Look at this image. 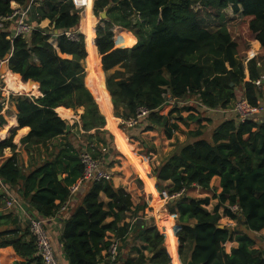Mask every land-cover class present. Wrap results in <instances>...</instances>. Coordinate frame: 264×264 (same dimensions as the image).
<instances>
[{
	"label": "trees",
	"instance_id": "obj_1",
	"mask_svg": "<svg viewBox=\"0 0 264 264\" xmlns=\"http://www.w3.org/2000/svg\"><path fill=\"white\" fill-rule=\"evenodd\" d=\"M30 1L0 0V20L14 12L13 3L27 7ZM35 3L39 5L35 10L38 12L35 31L9 39V27L5 25L0 30V61L11 52L12 77L5 78L6 82L15 81L23 93L33 95L35 86L23 83L16 74L25 81L33 79L40 83L39 97L10 96L17 113L7 111V114L17 119L19 129L29 131L22 141L26 150L38 153L43 147L48 157L29 173L17 154L0 165V181L19 193L22 203L29 207L28 214L34 217L51 219L69 200V188L84 172L79 158L82 150L87 149L105 165L113 164L114 137L107 130V125L112 129L117 123L113 106L115 117L124 121L136 117L140 108L150 111L137 127L128 129L121 125L126 132L137 129L145 132L157 126L164 127L168 138H172L176 129L169 120L179 113L174 107L168 115L163 114L168 93L177 100L195 95L207 110H217L230 108L238 99V88L242 87L249 104L256 110L261 107L264 84H256L261 78L257 60L249 61V81H245L238 43L223 22L239 17L238 39L242 44L258 41L261 45L258 58L263 59L264 0H95L94 9L93 0H34ZM229 8L233 16L227 14ZM106 9L108 20L102 21L104 25H98L95 31V26L91 28L96 23L95 16L100 17ZM205 17H213L220 24L207 28L202 25ZM45 21L48 25L41 27ZM79 25L84 35L78 31ZM114 27L132 32L136 39L120 32L116 35ZM66 32L76 33L75 38L68 37ZM92 50L98 51L100 66L106 74V86L104 82L100 84L102 93L97 95L98 101L85 82L84 62ZM34 59L40 64L35 65ZM59 107L83 109L80 115L83 143L79 142L77 147L69 141L71 134L65 135L66 121L56 112ZM203 107L196 109L205 110ZM262 117L256 112L254 118L245 122L237 117L225 120L213 130L211 140L201 129L191 131L190 142L154 169L158 189L169 195L195 186L209 191L212 178L221 179L222 192L212 198H192L186 193L168 204L170 213L177 215L183 264L189 258L194 264H264L263 256L253 249L257 242L254 236L247 233L235 236L236 230L217 227L222 219L219 209L224 207V215L236 220L248 233L255 235L264 230ZM3 124L5 120L0 116V125ZM60 137L66 142L52 146ZM130 145L124 135L122 150L130 153ZM8 148L16 149L13 135L0 142V156ZM50 148L54 153L58 151L57 155H49ZM137 170L145 183L151 180L144 176L142 164ZM63 174L67 176L60 180ZM168 181L173 183L171 187L166 184ZM146 190L157 196L155 186H146ZM211 199L218 200L213 213L207 209ZM155 202L158 207L159 201ZM235 205L239 207L237 214L229 208ZM146 209L145 203L134 206L131 195L116 188L113 181L89 183L81 205L65 223L62 243L68 263L109 264L110 233L119 243L117 260L112 264H180L174 221L163 214L159 222L167 236L171 262L165 236L154 218L147 217ZM127 217L129 222L125 221ZM0 237H6L0 247L12 246L25 260L15 264L33 261L43 264L36 257L30 228H21L16 213L0 216ZM232 240L238 247L227 254L224 245Z\"/></svg>",
	"mask_w": 264,
	"mask_h": 264
},
{
	"label": "crops",
	"instance_id": "obj_2",
	"mask_svg": "<svg viewBox=\"0 0 264 264\" xmlns=\"http://www.w3.org/2000/svg\"><path fill=\"white\" fill-rule=\"evenodd\" d=\"M38 4H33L30 8V11L27 16V22L32 24L33 26L38 27L36 20H37V14L35 10L38 8ZM17 6V4L15 5ZM22 7V6H20ZM26 8V7H22ZM93 10V9H92ZM93 12V11H92ZM227 14L229 16H233V11L231 8H229L227 11ZM94 14V13H93ZM237 21L235 25L239 23L240 18L234 17ZM234 21V19H232ZM81 21V19H80ZM231 22V21H230ZM229 22V19L224 20L223 24L227 25L230 28L231 23ZM48 21H45L41 27L46 28L48 25ZM220 24V21L214 19L213 17H205L202 20V25L205 27L215 28ZM7 26L9 27V33L10 37L13 38L15 35V30L17 26L16 20H12L8 22ZM231 30V28H230ZM236 37H234V40L238 43V57L240 50L242 51V54L244 55V58H240L244 62L245 66V75L246 79L245 81H249V71H248V63H249V56L253 54H259V51L261 49V45L258 41L253 40L250 43L242 44L240 40L238 39V30L235 32ZM237 38V39H235ZM56 46V44H55ZM98 56V62L97 66H100L99 62V53L98 51L95 52ZM89 55L87 56L86 61L88 60ZM251 61V60H250ZM3 63V61H2ZM33 63L35 65H39L40 62L38 59H34ZM2 65V64H1ZM86 67V65H85ZM101 67V66H100ZM258 67V66H257ZM10 70V69H9ZM258 70L262 74L263 70L261 67H258ZM11 71V70H10ZM88 70L86 69V77L88 75ZM104 72V71H103ZM105 74V72H104ZM103 76V75H102ZM7 78V77H6ZM86 80V79H85ZM105 81H106V74H105ZM87 85V83H86ZM106 86V83L104 84ZM7 87L17 93H23V89L19 84L15 81H8ZM89 90L92 92V89L90 86L87 85ZM36 89L37 97L41 96L40 90L38 88ZM107 89V88H106ZM263 95L261 99V107L259 108L258 113L263 116L264 119V88L262 89ZM238 98L244 97V91L242 87L238 88L237 90ZM111 97V96H110ZM112 101V100H111ZM184 101V100H183ZM187 101V102H186ZM186 104L181 103V101H178L177 104L174 106L175 108L179 109L178 116L174 114L171 116V120H169V124L176 125V129L173 131L172 138H168L166 136L164 127H154V129L142 132L141 129H137L134 132L129 131L132 135H127L121 128H120V119H116L118 123V128H110L107 130L108 132L114 137V140L116 142L118 150L125 155H120L121 160V166L119 162H114L111 164V169L116 172L113 183L116 188H123L128 194L132 197V202L134 203V206H137L140 203H145L147 206L146 214L147 217L154 218V221L156 225L158 226V221L162 220L161 217V211L163 210L165 214L169 218H171L174 221L173 225V234L177 240V251H178V260L180 264H183L182 259L179 254V240L177 237V233L180 230V228L177 226V215L171 214L168 212L167 206L162 202L161 196H160V190L158 189V180L155 179L154 175V169L158 166H160L168 157H170L172 154L176 153L182 146L190 142V139L188 137V133L191 131H198L202 130L203 132L208 133V139L211 140L213 130L218 127L223 121L235 118L236 114L233 110V105L230 108L227 109H217V110H207V108L203 107L201 103L198 101L197 97L195 95L190 96L187 100H185ZM100 106V105H99ZM174 107L167 106V104H164L163 114L168 115V112L173 109ZM199 107H203L205 110H197ZM197 108V109H196ZM200 109V108H199ZM59 110H65V113H60ZM7 111H11L12 113H17V109L14 103L10 101L9 96L7 95V92L0 90V116L4 118L5 124L0 125V142H4L6 139L10 138L13 135V143L16 145L15 151L11 149H5L2 152V155L0 156V165L9 157L13 156L14 154H17L19 156L20 164L23 166L26 173H29L31 169H33L35 166H40L43 162L46 161L48 154L46 153V149L41 147L40 151L38 150V153H30L28 150H26L25 145L22 143L23 139L28 135L27 129H19L18 128V122L17 119L13 116H10L7 114ZM57 114L66 122L69 121L71 123V130H70V136L69 141L74 143L75 146L78 145L79 142L83 143L82 138V130L81 128V118L76 117L74 110L67 109L65 107H59V109H56ZM113 116L115 117V109L113 106ZM14 118V120H13ZM78 124L79 127H76L75 125ZM68 133V134H69ZM65 134V135H68ZM84 134V133H83ZM124 135L127 136L129 140L130 145V153L124 149L122 150V141L124 138ZM135 136V138H131ZM136 136H139L137 138ZM248 137H246L247 139ZM67 139H63L60 137L58 140L52 142V146L58 147L60 144H64ZM77 147V146H76ZM133 147V149L131 148ZM140 147L143 149V154L138 155V151L140 150ZM49 155L53 154L52 148L49 150ZM58 153V151H57ZM57 153H54L57 155ZM116 152L115 155L116 156ZM130 157V159H129ZM115 158V157H113ZM139 158L143 167V174L147 178L154 179L155 181V189L157 192V196H153L152 194H149L146 190V183L142 175L139 173V171L136 169V167L131 163L132 160ZM108 163V162H107ZM107 165V164H106ZM67 174L61 175L62 179L66 178ZM169 187L173 185L171 181H168L166 183ZM6 191V192H5ZM88 191V185L83 190V192L76 198L72 199L67 202V209L65 211H62L61 213H58L55 217L51 218L49 222L46 223L45 229L47 233L49 234L50 238L53 241L55 251L57 258L60 262V264H69L66 259L65 249L62 243V236L63 231L65 227L66 221L73 215L75 210L79 205H81L83 197ZM222 192L221 188V179L218 176H215L212 178L211 181V189L209 191L201 190L197 186L187 190V195L192 198H204V197H213L214 195H218ZM6 193L18 201H21L19 193L15 189H11L9 186L5 185L3 182L0 181V213H9L14 212L18 215L20 220V226L22 229H25V227L30 226L31 220L34 218L33 215L28 214L24 209L22 210H8L5 208V205L3 203V198L6 195ZM160 201L162 203L161 209L157 210L155 209L154 205H156L155 201ZM218 205L217 199H211L210 205L207 206V209L210 212H214L216 206ZM219 213L222 217L220 220V224L224 225V228L227 227L231 230L235 231V236L241 233H247L251 236H254L257 239V242L255 246L253 247L254 250L258 252V254L262 255L264 258V230H262L260 233L257 234H251L246 231V229L239 225V223L236 220H233L226 215H224V207H220ZM36 215L35 213H33ZM112 219H109L108 221H111ZM126 222H129V218L127 217ZM159 227V226H158ZM5 229V228H2ZM161 230V229H160ZM165 236V246L167 248V236L165 232H163ZM108 240H111L114 237L113 234H108ZM6 240V237H0V244ZM225 252L227 254H230L231 251L238 247V244L235 240L227 242L225 245ZM168 251V248H167ZM169 254V251H168ZM133 257H135L134 253L132 254ZM170 256V254H169ZM36 257L37 254H36ZM171 260L172 257L170 256ZM25 261L21 257H19L16 252L14 251L12 246H6L0 247V264H15L16 262ZM31 264H36L34 261Z\"/></svg>",
	"mask_w": 264,
	"mask_h": 264
},
{
	"label": "built area",
	"instance_id": "obj_3",
	"mask_svg": "<svg viewBox=\"0 0 264 264\" xmlns=\"http://www.w3.org/2000/svg\"><path fill=\"white\" fill-rule=\"evenodd\" d=\"M34 4V0H31L26 8L15 7V3L12 4V8L14 12L7 17H4L0 20V30L5 27V25L8 24V22L12 20H16L17 26L15 30V35L13 38H16L20 35H29L33 31L36 30V26H33L32 24L27 22V16L30 11V8ZM79 31V29H78ZM68 37L75 38L76 33L66 32L65 33ZM9 39H13L12 37H8ZM53 43V39L51 40ZM256 59L257 60V66L261 67L263 72L261 74L260 80L256 82L258 86L262 84V81H264V58L259 59L257 54H253L249 56V60ZM2 64V61H0V66ZM1 91H5L3 89H0ZM6 92V91H5ZM7 95L9 96H15L16 94H11L7 92ZM30 96V95H28ZM167 106L174 107L178 101H181V103L186 104L185 100H177L171 96L170 93L165 95ZM233 110L236 114L237 119L240 122H245L246 120H250L254 118V115L259 110L254 109L249 102L244 98L237 99ZM150 114V111L146 108H140L138 110V113L136 117L130 118L129 120H120V125H124L126 128L131 129L134 127H137L140 125L142 119L147 117ZM80 161L81 164L84 167V172L81 178L77 180L75 184H73L69 190H70V197L69 200L76 199L86 188V186L91 182H100V181H113V174L108 170L107 165L104 164L103 161L96 160L93 158L90 152L87 151V149H84L80 152ZM198 188V187H197ZM6 192V191H5ZM187 191L183 189L180 193L169 195L166 190L160 192V196L162 199V202L167 205L172 200H175L176 198L180 197L181 195L186 194ZM67 201V202H68ZM67 202L61 206V209L59 213L62 211H65L67 209ZM3 203L5 205V208L8 210H22V203L18 201L17 199H14L10 197L7 193L3 198ZM230 210L237 214L239 211V207L237 205L229 207ZM50 219H44L42 217H35L30 222V232L35 238V244L37 248V256L41 258L43 264H60L55 247L53 244L52 239L50 238L49 234L47 233L45 229V225L47 222H49ZM135 221V219H134ZM111 245L108 250L109 256L108 260L110 261L109 264L115 263L118 257V248L119 243L118 241L113 238L111 239Z\"/></svg>",
	"mask_w": 264,
	"mask_h": 264
},
{
	"label": "rangeland",
	"instance_id": "obj_4",
	"mask_svg": "<svg viewBox=\"0 0 264 264\" xmlns=\"http://www.w3.org/2000/svg\"><path fill=\"white\" fill-rule=\"evenodd\" d=\"M83 1V0H82ZM94 2H95V0H93V6H92V8L94 9ZM82 9H83V7H82ZM93 11V10H92ZM84 12V9H83V11L81 12V14H80V18H81V15H82V13ZM93 13H94V11H93ZM95 16V15H94ZM95 18H96V20H97V23L95 24L96 26H95V31H96V28H97V26L98 25H104V22H102V20H100V17L98 16H95ZM133 19V21L135 22L136 21V18L134 17V18H132ZM236 18H234V21L232 20V19H229V22L231 23V25H230V28H231V33H232V36L233 37H236V35H235V32H237V30H238V25H239V23H238V25L236 24L235 25V23L237 22L236 20H235ZM239 22H240V20H239ZM79 32H80V25H79ZM113 30H114V32L116 33V35H117V33L118 32H120V33H124V34H126V35H128V36H130V38H132V39H136V37L132 34V32H130V31H128V30H121V29H119L118 27H114L113 28ZM81 33V32H80ZM116 37V36H115ZM235 39H237V38H235ZM85 41H86V39H85ZM242 51L243 50H240V52H239V57L240 58H244V55L242 54ZM90 53H89V57H88V60L86 61V63L84 62V65H86V69L89 71L88 72V75H87V77H86V83H87V85L88 86H90V88L92 89V91L95 93V99H96V101H98V99H97V95H99V93H102V91H101V85L100 84H103V82L105 83V74H104V72H103V69L99 66V68H100V70L98 69V67L96 66L97 64H98V62H96L97 60H98V56H97V54L95 53V52H97V50H92V51H89ZM245 62V61H244ZM1 67V66H0ZM90 69H95V72H93L92 73V70H90ZM103 75V76H102ZM0 89H3V90H5L6 92H8V93H13V94H16V95H30V96H32V97H37L38 95H33L32 93H29V94H27V93H17V92H14V91H12V90H10L8 87H7V82H6V80H5V77L3 78V79H1L0 80ZM240 98H238V100H239ZM110 100H111V98H110ZM98 103V102H97ZM235 104V103H234ZM234 104H233V106H234ZM99 105V104H98ZM99 109H100V111H101V113L103 114V115H105L104 113H103V111H102V109H101V107L99 106ZM74 113H75V115H76V117H80V115L83 113V109H79V110H77V111H74ZM106 117V116H105ZM115 119H117L118 120V118H116V117H114ZM107 119V118H106ZM120 124V123H119ZM127 135H132L131 133H128V132H126L125 131V129L123 128V127H120ZM132 138V137H131ZM132 148V147H131ZM114 149H115V151H116V156H114L113 155V157H115V158H112V160L111 161H114V162H119V164H120V166H121V162H123V160H121V158H120V156H118V154H120V155H122L121 154V152L118 150V148H117V145H116V142H115V140H114ZM133 149V148H132ZM105 151V150H104ZM141 153L143 154V149H142V147H140V150L138 151V155H141ZM136 160H137V163H135V162H133L132 164L133 165H135L136 166V168L137 169H139V168H141V161H140V159L139 158H136ZM108 163H110V161H108ZM137 166H140V167H137ZM107 168H108V170H110V172H112V174H113V178H114V176H115V174H116V172H114L112 169H111V166L110 165H108L107 164ZM161 205H162V203H161ZM165 206H167V208H168V204L167 205H165ZM154 207H155V205H154ZM155 209H156V211L158 210V207H155ZM168 212L170 213V211L168 210ZM160 220L158 221V228H159V230L163 233V230H162V228L160 227ZM178 226V225H177ZM179 227V226H178ZM171 262H172V260H171ZM184 264H186V263H184Z\"/></svg>",
	"mask_w": 264,
	"mask_h": 264
},
{
	"label": "water",
	"instance_id": "obj_5",
	"mask_svg": "<svg viewBox=\"0 0 264 264\" xmlns=\"http://www.w3.org/2000/svg\"><path fill=\"white\" fill-rule=\"evenodd\" d=\"M107 13H108V9H106L104 12H102L101 15H100V20H102V21L108 20V14ZM55 34L58 35V31H55ZM10 57H11V52L6 55L5 60L3 61L2 65L0 67V80L4 78L5 71L9 70V59H10ZM16 75H19L21 77V80H22L23 83H29V84H31L33 86L38 87V89L40 88V83L39 82H37V81H35L33 79H29V80L25 81L24 78L20 74H16ZM262 83L264 84V81H262ZM70 130H71V123L69 121H67L66 122L65 134H68L70 132ZM59 179L60 180L62 179L61 175L59 176ZM155 179L157 180V177H155ZM171 202H173V200ZM22 209H24L26 212L29 211V207L25 203H22ZM1 215L2 214L0 213V216ZM217 227L219 229H224V225H222V224H219ZM186 264H194L192 258H189L187 260Z\"/></svg>",
	"mask_w": 264,
	"mask_h": 264
},
{
	"label": "bare ground",
	"instance_id": "obj_6",
	"mask_svg": "<svg viewBox=\"0 0 264 264\" xmlns=\"http://www.w3.org/2000/svg\"><path fill=\"white\" fill-rule=\"evenodd\" d=\"M96 23H97V20H96ZM96 23H94V24L92 25L91 28H93L94 26H96V25H95ZM80 32H81L83 35L85 34V33L83 32L81 26H80ZM4 77H5V78H6V77H12L11 72H10L9 70H6L5 73H4ZM20 78H21V77H20ZM35 88H38V87L35 86ZM115 127H116V129H119V128H118V123H116ZM119 130H120V129H119ZM129 159H130V157H129ZM154 184H155L154 179H151L150 181H147V182H146V186L149 187V188L153 187ZM158 209H159V210H162V209H161V202H160V201H159ZM163 214H165V212L162 210V211H161V215H163Z\"/></svg>",
	"mask_w": 264,
	"mask_h": 264
}]
</instances>
